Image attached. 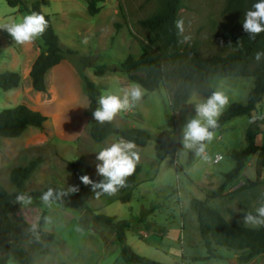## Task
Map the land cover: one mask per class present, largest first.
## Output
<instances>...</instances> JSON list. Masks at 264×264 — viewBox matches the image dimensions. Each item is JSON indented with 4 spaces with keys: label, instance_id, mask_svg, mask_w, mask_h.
<instances>
[{
    "label": "rangeland",
    "instance_id": "rangeland-1",
    "mask_svg": "<svg viewBox=\"0 0 264 264\" xmlns=\"http://www.w3.org/2000/svg\"><path fill=\"white\" fill-rule=\"evenodd\" d=\"M34 1L22 0L28 8ZM38 1L43 12L51 15L60 44L78 51L72 59L80 55L83 62L86 61L84 73L100 88L101 94L123 96L122 90L132 82L119 70V63L130 54L138 57L139 41L148 42L150 36L138 21L153 12L155 0H100L96 3L99 11L95 15L88 11V0ZM224 7L225 0H183L179 18L184 20V35L191 39L183 42V37L179 36L180 59L186 57L190 48H196L202 55H224L230 51L223 40L224 26L230 21ZM25 15H29L27 11L20 12L7 0H0V22L18 21ZM85 36L89 38L87 44L82 43ZM3 39L7 44L14 41L6 31L0 30V73L21 70L25 76L16 42L8 49ZM31 45L37 50L35 43ZM155 46L160 44L155 43ZM13 59H16L15 64ZM65 60L72 65L79 80L68 75L67 80L59 79L56 83L49 75L46 91L42 92L32 88L28 76L23 77L17 89L0 88V111L22 103L47 117L42 128L28 127L19 137L4 141L5 148L0 147V184L9 192L18 190L9 179L10 171L34 158H40L41 162L25 182L24 192L47 191L55 185L66 191L70 185H76L71 163L77 164L82 175L99 181L102 177L96 173V154L120 140L116 135L100 141L90 137L88 117L84 114L88 106L84 83L72 61ZM175 62L165 60L167 72ZM79 64L82 67L83 63ZM100 66H104L101 76L95 74ZM253 80V77L229 76L209 81L214 92L228 98L222 113L231 103L246 102ZM175 86L176 81L168 76L153 91L141 87L142 100L134 108L118 113L112 121L117 128L133 126L150 134L145 146H137L140 155L137 164L141 169L129 201L121 202L117 194L97 198L90 186L82 183L77 200L86 202L95 213L127 222L126 244L146 258L164 264H238L231 260L236 257L235 252L216 244L212 249L217 257L205 258L207 250L190 201L193 198L206 201L207 206L219 210L227 221L241 225H245L243 218H234L230 210L255 212L264 205V168L258 166L259 153L249 157V164L245 165L239 180L224 191L233 187L232 190L223 192L220 197H206L224 180V173L233 168L230 153L246 146V129L256 118L259 122L255 127L260 133L255 142L264 145V95L250 113L233 117L214 130V139L206 152L197 156L194 151L183 149L182 129L195 117V103L207 98L194 92L174 112L170 97ZM189 153L193 154L190 162L187 161ZM217 153L222 159L215 163L212 158ZM255 178L261 182L240 189L241 185L248 184L247 180ZM208 182L216 185L209 189ZM19 207V213L31 226L54 234L48 252L34 254L31 264H126L120 256L115 232L98 223L91 212L55 201L46 206L36 196H32L30 205L19 204ZM42 218L43 226L40 225ZM26 249L29 251L30 246ZM6 264L21 262L11 257ZM247 264H264V255H258Z\"/></svg>",
    "mask_w": 264,
    "mask_h": 264
},
{
    "label": "trees",
    "instance_id": "trees-1",
    "mask_svg": "<svg viewBox=\"0 0 264 264\" xmlns=\"http://www.w3.org/2000/svg\"><path fill=\"white\" fill-rule=\"evenodd\" d=\"M100 0H88V11L95 15L99 8L96 3ZM11 7H19L21 11L28 14L38 12L48 20V27L39 38V54L30 69V79L33 89L46 91L45 74L58 64L61 60L72 61L77 69L83 83L88 106L84 114L88 117L89 135L96 141L103 140L110 135H116L119 139L134 141L137 146H145L150 139V134L143 128L133 126L117 128L113 122L98 123L93 119L92 113L98 107V98L101 94L100 88L96 86L85 73L82 56L71 47L62 46L54 29L51 15L43 12L38 0L34 1L28 8L23 5L22 0H7ZM156 6L152 13L138 21L139 26L148 34V42L139 41L141 53L138 57L131 54L119 63V70L124 72L128 80L139 84L146 91L157 89L166 77L176 81V86L170 97V107L175 112L185 103L192 93L198 92L208 98L214 92L209 81L216 77L247 76L253 77V86L248 92L245 103H231L220 115L218 120L219 129L224 123L233 117L250 113L264 95V57L256 59V53L264 51V33L254 39L243 31L242 19L248 10H255L254 4L258 0H225V10L230 15V21L224 26L223 40L230 48L224 55L210 54L202 55L196 48H190L185 58L180 59V47L178 45L179 35L174 21L179 19V11L183 0H155ZM155 43L160 46L156 47ZM179 58V60H178ZM165 60L176 61L170 71H166ZM83 63L82 67L79 63ZM80 66V67H79ZM104 66L96 70V75L104 73ZM21 85V75L18 71H4L0 73V88L9 90ZM47 120L46 115L38 110L31 109L25 104H17L0 111V145L2 138L19 137L28 127L42 128ZM258 119L251 121L246 129V146L240 150H233L230 155L234 166L224 173V180L220 185L207 193L209 197H220L228 186L235 181L245 167L247 160L255 153L261 154L258 166L264 168V145L256 144V137L260 133L256 129ZM212 130V131H214ZM187 161L193 160V154L189 153ZM40 158L30 160L24 166L14 167L9 173L11 183L18 189L15 192L7 191L0 184V264H6L11 257L17 259L21 264H31L33 255L46 254L48 247L54 240V234L49 231L36 228L31 231V225L19 213L20 207L16 203V196L21 193L40 197L46 191L24 192L23 186L36 170ZM74 169V180L76 185L81 186L79 176L82 175L76 163H71ZM141 167L137 164L132 176L127 178V186L117 192L121 202L129 201L131 189L136 186V175ZM248 184L241 185L240 189L260 183L259 179L246 181ZM264 182V181H263ZM59 193V186H50ZM48 188V189H49ZM239 189V190H240ZM93 194V192L91 191ZM80 191L76 194L64 196L53 201L69 205L73 208H82L91 212L95 220L115 232V241L120 247V256L126 264H164L135 253L125 242V229L129 226L127 222H117L112 216L95 213L86 202L77 200ZM105 196V195H102ZM191 209L196 213L201 239L206 247L205 258L217 257L213 252V244L231 249L236 254L238 264H247L258 255H264V225L248 227L241 224L230 223L214 208L207 206L206 201L196 198L190 201ZM249 211L232 213L236 219L243 218ZM253 214H255L254 211ZM43 226V218L41 221ZM30 246V250L26 246ZM64 264V263H58Z\"/></svg>",
    "mask_w": 264,
    "mask_h": 264
},
{
    "label": "clouds",
    "instance_id": "clouds-1",
    "mask_svg": "<svg viewBox=\"0 0 264 264\" xmlns=\"http://www.w3.org/2000/svg\"><path fill=\"white\" fill-rule=\"evenodd\" d=\"M255 10H248L242 19V28L253 39L264 33V0H258L254 4ZM178 35L183 37V42H188L191 37L184 35V20L182 18L174 21ZM48 27V20L38 12H32L23 16L18 21L9 20L0 22V30L6 31L18 45L32 44L39 39ZM89 38L85 36L82 43L87 44ZM223 44V41H221ZM264 57V51L256 53V59ZM123 96L102 93L98 98V107L92 113L93 119L98 123H110L121 111L134 108L143 98L141 86L132 83L128 88L122 90ZM191 102V101H190ZM228 98L221 92H213L206 100L196 102L194 105L195 117L188 120L183 127V149L191 150L197 156L206 152L208 144L214 139V129L218 127V120ZM206 160L209 157H204ZM140 155L134 141L121 138L118 142L103 148L96 154V173L102 177L94 181L87 174L79 176V180L85 186H90L93 194L98 198L102 195L113 196L120 189L127 186V178L132 176L136 170ZM80 191L79 185H70L66 191H56L49 188L42 193L40 200L44 205H50L54 199L76 194ZM16 203L22 207L32 203V197L26 193L16 196ZM246 226L264 225V205L255 209V214L249 211L243 216ZM36 225L31 226V231H36Z\"/></svg>",
    "mask_w": 264,
    "mask_h": 264
},
{
    "label": "crops",
    "instance_id": "crops-1",
    "mask_svg": "<svg viewBox=\"0 0 264 264\" xmlns=\"http://www.w3.org/2000/svg\"><path fill=\"white\" fill-rule=\"evenodd\" d=\"M18 9H19V11L21 12V10H20V8L18 7ZM55 29V28H54ZM4 40V42H5V40L6 39H3ZM9 42V44H7L6 42H5V44H6V48H8V46L9 45H15V43H14V41H8ZM35 45H36V49L37 50H35L34 49V47H33V45H31V44H26V45H18V44H16V46H17V48H18V50H19V55H20V57H21V66H23V70L26 72V75L25 76H23L22 74H23V72L20 70V75H21V84H22V80H23V77H26V79L28 78V76H29V78H30V74H29V69H30V67L32 66V64H33V62H34V60L36 59V57L38 56V54H39V44H40V40L39 39H37L35 42ZM4 47V46H3ZM9 49V48H8ZM13 49V48H12ZM15 55V54H14ZM14 55H12V58L14 57L15 58V56ZM35 57V58H33L32 59V61H31V63H28V61L31 59V57ZM11 58V57H10ZM13 62H14V64L16 63V59H13ZM21 68V67H20ZM52 76L53 78H54V80L56 81V83H57V81L60 79L61 81H64L65 79H66V77H68V75L70 76V75H72V77L73 78H75V79H77V80H79L78 78H77V76H76V74H75V72H74V69H73V67H72V65H70V63L67 61V60H61L58 64H56V65H54L53 67H51L48 71H47V73L45 74V82H46V84H48V76ZM67 80V79H66ZM27 83H29L28 81H27ZM30 83H31V79H30ZM59 85V84H58ZM31 86H32V84H31ZM46 87H47V85H46ZM17 88H19V87H16V89ZM33 88V87H32ZM13 89H15V88H13ZM8 140H10L9 138H2L1 139V145H0V147H2V145L4 146V148H5V143H4V141L5 142H7ZM11 141V140H10ZM5 150V149H4ZM217 154H219V153H217ZM216 155V154H215ZM213 159V158H212ZM213 161V160H212ZM249 164V162L246 164V165H248ZM244 169V168H243ZM242 173V172H241ZM240 176H241V174H240ZM239 176V177H240ZM239 177L235 180V181H238L239 180ZM223 179V178H222ZM221 179V180H222ZM256 179V178H255ZM260 179H262V176L260 177ZM235 181H233L232 183H234ZM222 182V181H221ZM220 182V183H221ZM231 183V184H232ZM231 184L228 186V187H230L231 186ZM238 184H240V182L238 183ZM206 185L208 186V188L210 189V188H212V187H214L216 184L214 183V182H208V183H206ZM233 188V187H232ZM232 188H230L229 190L227 189L226 191H224L225 193L226 192H229L230 190H232ZM21 211V210H20ZM231 211V214L232 213H237L238 211H236L235 210V208L234 209H232V210H230ZM22 216H23V214H22ZM24 217V216H23ZM25 218V217H24ZM144 235H145V233H144Z\"/></svg>",
    "mask_w": 264,
    "mask_h": 264
},
{
    "label": "built area",
    "instance_id": "built-area-1",
    "mask_svg": "<svg viewBox=\"0 0 264 264\" xmlns=\"http://www.w3.org/2000/svg\"><path fill=\"white\" fill-rule=\"evenodd\" d=\"M220 159H222V155L221 154H216V155H214V157H213V162H218Z\"/></svg>",
    "mask_w": 264,
    "mask_h": 264
},
{
    "label": "water",
    "instance_id": "water-1",
    "mask_svg": "<svg viewBox=\"0 0 264 264\" xmlns=\"http://www.w3.org/2000/svg\"><path fill=\"white\" fill-rule=\"evenodd\" d=\"M231 260H235V262H237V259H236V257H234L233 259H231Z\"/></svg>",
    "mask_w": 264,
    "mask_h": 264
}]
</instances>
